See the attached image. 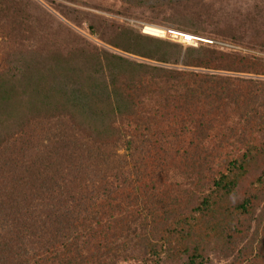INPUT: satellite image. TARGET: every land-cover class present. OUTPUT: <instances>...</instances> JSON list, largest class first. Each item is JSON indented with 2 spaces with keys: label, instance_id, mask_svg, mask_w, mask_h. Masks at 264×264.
Instances as JSON below:
<instances>
[{
  "label": "trees",
  "instance_id": "trees-1",
  "mask_svg": "<svg viewBox=\"0 0 264 264\" xmlns=\"http://www.w3.org/2000/svg\"><path fill=\"white\" fill-rule=\"evenodd\" d=\"M31 6L46 12L0 0V14L28 24ZM179 17L176 31L210 36L195 10ZM118 33L111 46L143 60L75 40L50 45L52 71L32 60L18 78L0 76V264H116L120 240L156 251L158 235L182 264H264V167L253 171L264 160V81L221 73L264 67L213 43ZM244 180L246 197L229 204Z\"/></svg>",
  "mask_w": 264,
  "mask_h": 264
},
{
  "label": "rangeland",
  "instance_id": "rangeland-1",
  "mask_svg": "<svg viewBox=\"0 0 264 264\" xmlns=\"http://www.w3.org/2000/svg\"><path fill=\"white\" fill-rule=\"evenodd\" d=\"M33 1L40 4L46 12L35 10L31 6L29 12L33 13L31 16L35 21L31 20L28 24L14 23L12 19L4 18L5 15L0 14L1 77L18 78L22 74L20 73L21 68L29 62L32 63V60L48 64L52 71L55 64L48 51L55 47L50 45H75V40H86L108 51L135 60H143L111 46V41L122 42L123 35L118 31L127 26L150 37L173 41L168 36H155L146 33L145 28L154 26L161 29H178L183 26L179 15L184 9L189 13L195 10L197 14L201 15L202 25L206 28L207 35L210 34L206 39L214 41L213 45L217 49L225 52L235 51L242 56L252 58L259 67H264V0H183L187 3L180 8H176L170 3L164 5L177 0ZM60 10L63 14L60 13ZM90 24L94 26V29L90 28ZM219 30L225 35V38L217 36ZM187 45L185 44V46ZM41 53L45 55L40 57ZM221 73L227 76L264 81L263 75L224 71ZM260 164L255 165L253 171H260L264 167V160H261ZM208 169L204 170V175L209 174ZM174 176H176L177 184L183 185L182 190L191 189V179H187V176L184 175H178V173H174ZM251 181L244 180L229 204L236 205L244 200L248 191L247 185ZM263 207L264 202L261 203V208ZM241 218L246 227H248L249 220H254L249 216ZM139 233L142 234V232ZM178 237L179 235L175 236L176 240L169 239L172 247H180ZM161 238L162 236L158 235V238L151 240L154 245H157L156 251L153 247L151 251L150 247L149 250L146 249L144 243L137 244L135 239H132L131 242L120 240V243L125 242L128 246L125 248V256L119 259L116 264H182L181 260L167 257L166 251L169 246L167 241L164 242ZM186 240V249H188L190 241ZM186 240L182 238L183 244ZM247 242L248 239H245L241 241V245L236 243L238 246L235 253L240 252L241 255L243 245ZM206 243L211 247V252H213V247L220 248L219 244L213 243V241H206ZM209 257L215 264L225 262L216 255ZM243 264L248 263L244 262Z\"/></svg>",
  "mask_w": 264,
  "mask_h": 264
},
{
  "label": "built area",
  "instance_id": "built-area-1",
  "mask_svg": "<svg viewBox=\"0 0 264 264\" xmlns=\"http://www.w3.org/2000/svg\"><path fill=\"white\" fill-rule=\"evenodd\" d=\"M165 35L164 37L168 36L170 37L172 40L174 41H179L183 44H188V45H193V46H197L198 43L200 42H204V43H208V44H212L213 41L208 40V39H204L201 37H196V36H192L191 38H189V36L186 33H182L180 31H176L174 29H165Z\"/></svg>",
  "mask_w": 264,
  "mask_h": 264
},
{
  "label": "bare ground",
  "instance_id": "bare-ground-1",
  "mask_svg": "<svg viewBox=\"0 0 264 264\" xmlns=\"http://www.w3.org/2000/svg\"><path fill=\"white\" fill-rule=\"evenodd\" d=\"M145 32L149 33L151 35H155V36H163L165 35V29H161L158 27H154V26H147L145 28ZM189 36V38H191V35L187 34Z\"/></svg>",
  "mask_w": 264,
  "mask_h": 264
}]
</instances>
